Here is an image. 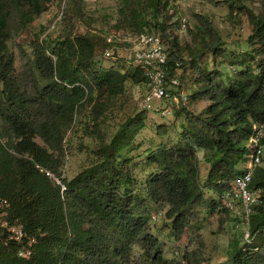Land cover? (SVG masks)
<instances>
[{
  "label": "trees",
  "instance_id": "trees-1",
  "mask_svg": "<svg viewBox=\"0 0 264 264\" xmlns=\"http://www.w3.org/2000/svg\"><path fill=\"white\" fill-rule=\"evenodd\" d=\"M51 1L0 0V115L9 121L17 137L11 150L0 144V196L10 205L8 219L18 221L35 241L29 258H17L14 248H9L2 252L0 264H130L135 244L143 247L149 264H180L164 258L160 242L143 217L150 202L167 204L172 235L179 238L194 209L209 205L200 185L198 152L208 165L207 188L217 196L230 189L225 181L241 174L253 126L264 128V0L261 14L248 15L252 33L247 45L252 50L232 56L238 71L229 77L218 69L207 71L199 66L205 55L214 61L232 55L225 51L208 17L195 16L197 26L191 33L200 47L186 50L178 46L172 34L174 11L169 0H121L118 13L122 25L115 26V30H125L120 28L124 25L133 34L155 32L171 62L179 61L184 71L182 56L188 54L194 77V90L188 97L190 101L208 102L199 114L185 108L175 110L178 116L183 115L185 126L178 145L159 148L147 158L154 172L144 184L145 198L134 196L132 191H120L123 175L116 166L120 153L144 128L146 112L128 119L109 144H102L96 152L97 163L69 181L60 178L63 126L71 122L85 94L103 89L109 96L118 95L127 81L137 84L144 79L131 68L97 71L93 62L95 42L78 35L56 41L50 52L38 43L33 45V96L22 94L12 77L9 24L19 13L26 15L22 8L27 6L30 15L38 16ZM203 1L221 5L215 0ZM227 6L229 15L244 9L236 2ZM38 80L45 84L40 87ZM30 107L36 109L35 114L29 113ZM157 131L164 134L166 130ZM37 137L45 146L35 141ZM47 173L60 180L65 187L63 193ZM249 189L257 191L260 200L251 207L248 217L249 233L256 243L245 245L251 249L236 250L231 264H264L263 165L255 168Z\"/></svg>",
  "mask_w": 264,
  "mask_h": 264
},
{
  "label": "rangeland",
  "instance_id": "rangeland-1",
  "mask_svg": "<svg viewBox=\"0 0 264 264\" xmlns=\"http://www.w3.org/2000/svg\"><path fill=\"white\" fill-rule=\"evenodd\" d=\"M262 1L215 0L221 4L215 5L203 0H187L183 6V17L187 21L186 28L180 31L173 27L172 34L177 37V44L180 48L194 50L200 47V44L194 41L193 35L197 26L195 16L208 17L225 44V51L232 55L215 61L210 55H205L200 60L199 66L207 71L218 69L226 77L235 75L238 68L232 56L252 50L247 45V40L252 33L248 15L249 12L254 15L261 14ZM120 2L121 0H103L97 3L81 0H52L47 10L38 16L30 15L27 6L22 8L21 12L26 15L19 13L15 20L10 21V36L7 42L8 54L14 59L12 77L20 92L26 97L33 96L30 66L33 65V45L36 43L48 48L50 52L56 41L85 35L96 44L93 62L97 71L117 70L121 67L127 70L128 67L124 63V52H114L115 59H106L102 55L103 36L116 31L114 27L121 24V17L118 13ZM232 2H236L237 7L244 9L229 15L227 4ZM60 12H63V16L56 23L55 28L51 29L52 23ZM120 28L125 29L123 32H128L124 25ZM168 32L171 31L168 30ZM144 33L155 34V32L147 31ZM182 60L186 70L173 67L170 76H179L180 83L182 82L179 90L186 96H190L194 90V77L189 65V55H183ZM33 74L39 78L36 70H33ZM38 81L40 87L45 84L43 80ZM1 89L2 84L0 83ZM145 92L144 82L136 84L127 81L123 92L118 95L109 96L103 89H95L92 94H85L76 107L71 122L63 126L64 160L60 169V178L63 182L71 180L85 168L97 163L99 159L96 152L102 144H109L128 119L139 112H145L138 107V102ZM152 104L155 110L157 108L160 111L166 110L170 112V115L162 117L157 111L146 112L144 128L134 137L132 145L121 152L117 158L116 167L123 175V185L120 191H132L134 196L139 198L146 197L144 184L154 172V166L148 162L147 158L159 148H172L178 145L186 123L183 115L176 114L177 107L173 108L169 102L160 100ZM207 105L206 101H190L188 97L186 105L179 106V109L185 108L193 114H199ZM35 112L34 107L29 108V113L35 114ZM158 128L165 129V133L160 134L157 131ZM259 128L262 138L264 128ZM16 141V134L9 121L5 116L0 115V144L11 150ZM35 141L45 146L39 137ZM197 158L200 185L209 205L194 209L182 236L176 238L172 235L171 220L166 217L169 207L165 203L150 202L147 206V214L143 218L150 233L160 242L165 259L180 264H231V256L236 250L251 249V247H245L247 244L244 236L246 218L241 206L237 203L233 210L220 207V196L207 188L208 165L204 162L201 152L197 153ZM260 165L264 166V162ZM253 243H256L255 237L251 240L250 246ZM129 259L130 264H149L140 244L131 247Z\"/></svg>",
  "mask_w": 264,
  "mask_h": 264
},
{
  "label": "built area",
  "instance_id": "built-area-1",
  "mask_svg": "<svg viewBox=\"0 0 264 264\" xmlns=\"http://www.w3.org/2000/svg\"><path fill=\"white\" fill-rule=\"evenodd\" d=\"M83 2L97 3L103 0H81ZM173 8L174 15L172 22L180 31L186 28V19L183 17V6L187 0H169ZM63 16L60 12L56 20L52 23L51 29H54L56 23ZM124 52V63L128 68L141 74L146 86L145 95L139 100L138 107L141 111H157L162 117L170 115L169 111L155 110L153 102L164 100L169 102L173 108L186 105L188 96L179 90L181 86L179 76H170L171 66L174 69L180 67L178 61L172 63L167 49L161 38L155 34H133L131 32L114 31L103 36L102 55L106 59H115L114 52ZM171 107V108H172ZM249 155L245 164L241 168V174L235 175L225 181L230 189L220 196V207L233 210L235 203L242 208L246 218V228L244 232L245 241L249 245L253 239L249 234L248 217L251 213V207L260 203L257 191L249 189L253 172L260 166L263 158V145L261 144V131L258 126H253V134L248 141ZM47 175L60 186L61 193L65 187L54 175ZM224 183V182H222ZM219 201V202H220ZM10 205L5 198L0 196V258L3 251L14 248L17 258L27 259L32 254L34 239L30 238L24 230V227L16 220L8 219Z\"/></svg>",
  "mask_w": 264,
  "mask_h": 264
}]
</instances>
